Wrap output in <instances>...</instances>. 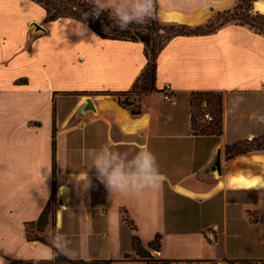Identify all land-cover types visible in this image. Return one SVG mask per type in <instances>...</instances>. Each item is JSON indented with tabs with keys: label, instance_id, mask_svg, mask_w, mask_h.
<instances>
[{
	"label": "crops",
	"instance_id": "obj_1",
	"mask_svg": "<svg viewBox=\"0 0 264 264\" xmlns=\"http://www.w3.org/2000/svg\"><path fill=\"white\" fill-rule=\"evenodd\" d=\"M236 2L156 0L161 20L188 25ZM254 6L263 12L264 0ZM45 16L32 0H0V264H147L125 258L135 251L124 215L146 249L162 237L150 253L168 264H264V188L231 185L245 155L225 157L227 145L264 134V33L233 21L173 37L157 56V90L134 115L97 93L131 90L145 45ZM207 90L224 94L221 136L192 133L190 95ZM49 204L43 240H29ZM55 248L74 262L55 261Z\"/></svg>",
	"mask_w": 264,
	"mask_h": 264
},
{
	"label": "trees",
	"instance_id": "obj_2",
	"mask_svg": "<svg viewBox=\"0 0 264 264\" xmlns=\"http://www.w3.org/2000/svg\"><path fill=\"white\" fill-rule=\"evenodd\" d=\"M40 4L45 12V22H51L64 17L86 22L96 33L105 39L142 42L145 45L146 66L129 91L120 93L98 92L97 94L117 96L119 104L129 109L132 114L141 113L140 100L142 96L156 91L157 56L164 46L175 36L205 35L215 32L220 27L233 21H241L264 33V14L253 12L255 0H237L233 8L219 11L206 22L199 25H188L177 22H166L157 14L156 0H146L147 15L138 18L133 11L117 13L112 8H103L95 0H32ZM162 32V33H161ZM222 91H193L190 95L191 129L196 136H221L224 129ZM55 148V145H54ZM264 152V134L253 139H243L225 147V157L231 161L238 156L262 155ZM251 154V155H250ZM53 200H56L55 190ZM49 204L40 218L27 226L29 240H43L40 233L49 223L52 213ZM125 223L133 231L132 247L135 257L125 258L144 260L147 264H168L171 260L155 257L150 250L159 251L161 236L157 235L146 249L137 233V228L128 215H124ZM36 227V233L31 234L30 227ZM39 234V235H38ZM54 259L60 263H72L55 248Z\"/></svg>",
	"mask_w": 264,
	"mask_h": 264
},
{
	"label": "bare ground",
	"instance_id": "obj_3",
	"mask_svg": "<svg viewBox=\"0 0 264 264\" xmlns=\"http://www.w3.org/2000/svg\"><path fill=\"white\" fill-rule=\"evenodd\" d=\"M264 13V6H260ZM239 168L234 169L228 181L231 185L240 187L264 188V155L243 156Z\"/></svg>",
	"mask_w": 264,
	"mask_h": 264
},
{
	"label": "rangeland",
	"instance_id": "obj_4",
	"mask_svg": "<svg viewBox=\"0 0 264 264\" xmlns=\"http://www.w3.org/2000/svg\"><path fill=\"white\" fill-rule=\"evenodd\" d=\"M95 1H97L103 8H112V9H114L117 13H120V14H124V12H129L130 10H127V8H131V7H134L135 8V12L136 13H134L136 16H139L138 18H140V19H144L146 16H142V15H140V14H142L141 12H140V10H141V8H142V2H143V0H95ZM39 9V8H38ZM35 10L36 11V13L38 12L39 13V10ZM132 11V10H131ZM255 11H257L256 9H255V6H254V9H253V12H255ZM258 12H260V11H258ZM35 13V12H34ZM260 13H262V12H260ZM216 15V14H215ZM36 16H39V15H36ZM35 25V24H34ZM162 33V32H161ZM23 70V69H22ZM17 71V70H16ZM16 71H14V70H10V71H8V73L11 75V76H13V75H15V73H16ZM24 72V71H23ZM261 154H264V152L263 153H261ZM30 229H31V234L32 235H34V233H36V227L35 226H32V227H30ZM39 235V234H38ZM126 264V263H125Z\"/></svg>",
	"mask_w": 264,
	"mask_h": 264
},
{
	"label": "built area",
	"instance_id": "obj_5",
	"mask_svg": "<svg viewBox=\"0 0 264 264\" xmlns=\"http://www.w3.org/2000/svg\"><path fill=\"white\" fill-rule=\"evenodd\" d=\"M167 89H169V87H166V90L164 91V100L170 103H175V99L173 97V95L171 94L170 91H168ZM219 229V227L217 225L213 226L211 230H208L206 232V237L209 241H214L216 238V231ZM212 264H230V262L225 261V260H217L214 261Z\"/></svg>",
	"mask_w": 264,
	"mask_h": 264
},
{
	"label": "water",
	"instance_id": "obj_6",
	"mask_svg": "<svg viewBox=\"0 0 264 264\" xmlns=\"http://www.w3.org/2000/svg\"><path fill=\"white\" fill-rule=\"evenodd\" d=\"M36 27L37 28H42L38 24H36ZM114 99H116V97H114ZM86 101H87L88 105H92V98L91 97H87ZM216 167H217L218 171H221V169H222V157H221V153H218V155H217Z\"/></svg>",
	"mask_w": 264,
	"mask_h": 264
}]
</instances>
